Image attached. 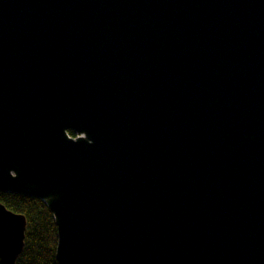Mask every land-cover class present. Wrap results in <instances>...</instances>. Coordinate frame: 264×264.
<instances>
[{
	"label": "water",
	"instance_id": "1",
	"mask_svg": "<svg viewBox=\"0 0 264 264\" xmlns=\"http://www.w3.org/2000/svg\"><path fill=\"white\" fill-rule=\"evenodd\" d=\"M220 4L0 0V192L57 264H264V0ZM26 224L0 202V264Z\"/></svg>",
	"mask_w": 264,
	"mask_h": 264
},
{
	"label": "trees",
	"instance_id": "2",
	"mask_svg": "<svg viewBox=\"0 0 264 264\" xmlns=\"http://www.w3.org/2000/svg\"><path fill=\"white\" fill-rule=\"evenodd\" d=\"M74 135L72 131H68ZM0 202L26 218L24 247L16 264H57L56 227L50 211L35 198L0 192Z\"/></svg>",
	"mask_w": 264,
	"mask_h": 264
},
{
	"label": "bare ground",
	"instance_id": "3",
	"mask_svg": "<svg viewBox=\"0 0 264 264\" xmlns=\"http://www.w3.org/2000/svg\"><path fill=\"white\" fill-rule=\"evenodd\" d=\"M212 2L217 7H221L220 0H212ZM2 41H3V38H2V36L0 34V43ZM9 58H10L9 61L12 64H14L13 59L15 60L16 58H13V59L11 57H9ZM22 70L25 71L27 73V75L30 76L36 82H40V80L42 79V75L46 74V70L43 67H41V65L39 63H37L35 61L34 62L25 63V65H23V69ZM9 194H16V193H9ZM18 195H20V194H18ZM37 200H40V199H37ZM40 201L45 205V203L42 200H40ZM45 207H46V205H45ZM50 213H51V211H50ZM51 215H52V213H51ZM170 222H173V220L170 219Z\"/></svg>",
	"mask_w": 264,
	"mask_h": 264
},
{
	"label": "rangeland",
	"instance_id": "4",
	"mask_svg": "<svg viewBox=\"0 0 264 264\" xmlns=\"http://www.w3.org/2000/svg\"><path fill=\"white\" fill-rule=\"evenodd\" d=\"M70 136H73L74 137L75 135H70Z\"/></svg>",
	"mask_w": 264,
	"mask_h": 264
}]
</instances>
